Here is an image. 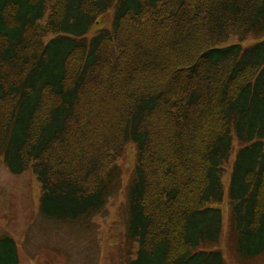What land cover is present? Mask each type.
Wrapping results in <instances>:
<instances>
[{"label":"trees","instance_id":"trees-1","mask_svg":"<svg viewBox=\"0 0 264 264\" xmlns=\"http://www.w3.org/2000/svg\"><path fill=\"white\" fill-rule=\"evenodd\" d=\"M110 10L111 26L91 35ZM249 36L259 41L244 46ZM110 125L121 142L102 149ZM235 139L230 233L255 258L264 254V0H0V156L12 173L35 168L47 217L101 210L119 188L116 158L134 141L130 264H226L219 206ZM0 264H22L7 234Z\"/></svg>","mask_w":264,"mask_h":264},{"label":"rangeland","instance_id":"rangeland-1","mask_svg":"<svg viewBox=\"0 0 264 264\" xmlns=\"http://www.w3.org/2000/svg\"><path fill=\"white\" fill-rule=\"evenodd\" d=\"M112 11L100 18L91 35L100 28L111 26ZM239 40L238 36H234L228 42ZM257 41L258 38L249 36L241 43L249 46ZM93 127L94 124L90 125V128ZM113 128L111 125L104 128L102 136L107 143H98V147L104 149L108 145H120ZM238 151L239 143L235 139L223 177L225 199L219 207L223 210L224 231L219 248L223 250L226 264H264V254L247 258L238 253L230 233L229 192ZM66 152L56 155V162ZM116 153L109 151L111 156ZM116 164L122 170L119 188L106 205L91 216L63 221L41 212L43 190L35 168L29 167L20 174L12 173L4 156H0V236L7 234L15 239L22 264H130L137 257L139 244L130 238L129 233V185L137 164L134 141L124 146Z\"/></svg>","mask_w":264,"mask_h":264}]
</instances>
